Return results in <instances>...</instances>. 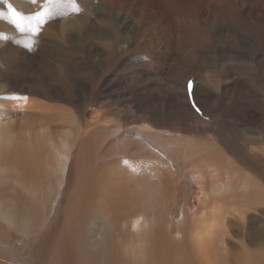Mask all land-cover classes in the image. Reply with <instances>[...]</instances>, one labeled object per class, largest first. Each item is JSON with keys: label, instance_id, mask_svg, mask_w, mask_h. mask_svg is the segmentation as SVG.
Returning a JSON list of instances; mask_svg holds the SVG:
<instances>
[{"label": "bare ground", "instance_id": "obj_1", "mask_svg": "<svg viewBox=\"0 0 264 264\" xmlns=\"http://www.w3.org/2000/svg\"><path fill=\"white\" fill-rule=\"evenodd\" d=\"M6 1L22 15L45 3ZM108 1L111 8L84 2L86 26L93 27L84 63H70L81 40L69 18L73 0L64 14L48 17H66L51 31L41 27L32 36L0 26V61L26 46L16 61L0 62V264H264V8L254 10L253 0H194L188 19L200 24L179 23L181 33L171 39L148 11L133 8L135 0ZM137 1L147 8V0ZM203 16L214 32L231 28L233 68L245 72L233 78L223 63L226 85L198 80L192 94H199L204 120L185 93L178 109L141 103L148 116L140 121L133 109L122 113V123L106 122L96 107L84 111V96L92 102L105 90L96 74L118 65L105 64L104 54L123 50L136 31L120 33L129 18L149 23L167 54L165 45L177 41L182 53L168 86L185 91L184 69L211 45ZM243 36L249 51L235 52ZM76 68L88 73L82 92L67 83Z\"/></svg>", "mask_w": 264, "mask_h": 264}, {"label": "rangeland", "instance_id": "obj_2", "mask_svg": "<svg viewBox=\"0 0 264 264\" xmlns=\"http://www.w3.org/2000/svg\"><path fill=\"white\" fill-rule=\"evenodd\" d=\"M73 1H74V6H75L76 10L72 9V11L69 13V18L72 21V28H73L75 34L78 35L81 40H78L74 44L75 50H74L73 55L70 59L71 60L70 63L78 64L80 62L84 63L88 60L89 54L86 53V49L89 48L90 42L88 41L86 34H88V32H90L93 29V27L91 29V27L90 26L87 27L86 23H85V21H86V15H85L86 5L84 4L85 0H73ZM96 1H98L97 4L98 3L101 5L107 4L108 5L107 7L111 8V6H109L110 2L108 0H106V1L96 0ZM214 3H215V1H211L208 5H214ZM124 4H127V3H124ZM246 4H247V2L244 3V5H246ZM248 4H249V6L254 8V10L255 9L258 10V7L264 8V0H253ZM195 5H196V1H194V0H147L146 1V7L147 8H142V3L135 0V2L133 4V8H136L137 9L136 11H139V10H142L144 12H145V10L148 11L147 14L150 13L149 17L155 19L158 22V24L161 27V31L163 33H165L166 35H168L169 37L171 36L170 37L171 39H175V38H177L176 35H180V33H181V31L179 30L181 27L179 25V23L183 22V26H184V24L188 26V23L191 24L192 22L194 24H200L201 19L197 20L196 18H192V17L190 19H188V16L193 13ZM32 7H35V5H32L29 8H32ZM10 8L13 9L11 6H8L6 0L4 2H0V17L4 18V23L1 24L0 26H2V25L8 26V27H10V32H17L18 30L10 22V11H9ZM242 9H246V8H242ZM202 10H204L203 11L204 13L207 12L206 9L204 8V6H203ZM113 11L119 13L120 17H124V15H125L123 11L121 13L120 12L121 10L120 11L118 10L117 6H114ZM34 12H35V10L28 9L26 14L30 16V15H33ZM263 13H264V10H263ZM207 14H209V13L207 12ZM134 15L137 16L136 13H134ZM202 18L204 19L203 22L206 24V26H209V27H205L204 24L202 23V26H203L202 30L205 33L206 38L209 39V43L211 45L207 46L206 48H205V46H203L202 53L197 54L195 56L193 64L191 63V65H190V63H189L187 68L184 69L185 71L188 72V77L186 78V82H185V91L184 90H183V92L171 91V89H169V86H168V84L173 80V78H174L173 76H175L177 74V73H173V71H172L173 70L172 63L177 58V56L180 53H182V48L178 47V45L176 44L177 41L176 42H168L167 45H165V47L170 50L169 53L167 54L163 45L160 44V41L157 39V37L159 35L157 37H155L156 34L153 31L154 28H152L151 26L148 27L149 23L139 22V20L135 19V18L133 21L132 20L133 18L132 19L129 18L126 20V22L124 24L128 27L126 28V26H124L123 28H126V30L122 29L120 31V33H122V35L128 34L129 33L128 31L132 27H136V31H134L132 35L131 34L129 35L130 40H129L128 44H126V46H123V47H125L123 50H121L119 52H115V53L112 50H107L106 53L104 54L103 60H104L105 64H109V65L110 64H114V65L118 64V65L116 68H114L111 71H101V72H98V74H96V78L98 80H102V84L105 85L104 86L105 90H104V92H101L100 94L97 95L96 100L94 99L95 101L94 100L92 102L90 101L91 103L88 102L87 100H85L86 96H84V101L82 103L83 107H84V111L85 110L86 111L95 110L97 108L96 110L101 111L103 113V118H105L104 120L106 122H109V123L113 122L114 119L116 120V121L114 120V122L122 123V122H124L121 120V119H123L122 113L127 112V113L131 114L133 112V114L135 113L134 118L136 120L140 121V120H142L141 119L142 117L148 116V115H145L144 113H142L140 111V109L141 110L145 109L141 103L145 104V107H147V108L148 107L150 108V106H152V108H154L155 110L157 109L156 111H160L159 107H161V105H165L166 107H164V108H166L167 111L171 108H177L178 109V108H181L184 106L181 102L180 96H182L185 93V95L187 96L188 106L190 107L192 112L195 115L197 114V116L199 118L202 117L201 120H204L205 118L203 116L202 110L200 109V107L198 105H196V100L199 99V94L197 92V97L195 94L194 95L192 94L193 93V87L196 84H198V80H203V81H208V82L209 81L210 82L211 81H220L222 84L226 85L225 81L227 79H225V78L227 76H226L225 71H227L228 69L224 68L223 63H225L226 66L229 65L233 69V71H234L232 74L233 78H239V76H237V74H240V73L244 74L245 72H241L239 69L233 68L234 64H233L232 60H234L235 56L233 55L232 51H230V49L228 50V45H227V44H230L228 42V40H230V38H231V36L229 34V31L231 30V28H229L230 29L229 30L227 27L219 26L216 28V32H214L215 30H214V28L210 27V23L212 25H214V24L211 21L209 22V20H208V19H212L213 17L211 15H207L208 19L205 16H203ZM65 19H66V17H60L55 22V21H52L50 18H48L46 20V23L42 26L43 31L53 30L55 28L53 26L54 23L58 27L61 26L66 21ZM249 19H250V17H249ZM46 29H48V30H46ZM96 29H98V28L96 27ZM187 32L188 31H184L183 35ZM203 32L201 31L202 34H204ZM248 33L249 32L247 29L243 31L244 35H249ZM208 36H209V38H208ZM226 36H228V38H226ZM184 37L189 39V36L184 35ZM217 37L219 39H217ZM258 39L260 41V38H258ZM200 40L201 39H199V41ZM189 41H191V40H188V42ZM197 43L199 44V42H197ZM248 43L251 45V42L246 39V36H243V38H240L239 43H238L240 45L239 46L237 45V47L235 48V52L241 51V53H246L247 51H249ZM94 45L97 46V43H95ZM252 47H253L254 52H255V47L254 46H252ZM24 50L26 51V46H20V45L16 46L14 51L10 52L9 54H6L5 57L2 58L3 60L0 62L6 63V61L7 62L16 61L17 60L16 53L20 52L21 54H23V52H25ZM83 51H85V54L83 53ZM108 52H110L111 54H114V55H111ZM195 53H198V51H195ZM120 54H121V56H120ZM11 55H12V57H10ZM184 55L186 56L185 58H187L189 60L191 54L188 55V53H186ZM256 55L258 57V60H261L262 52L258 51L256 53ZM225 56L228 60L225 58ZM105 59H106V61H105ZM87 74L88 73L86 71H84L83 69L76 68L72 72V76L70 77V81L67 82L68 85L73 86V84H75L76 88L80 92H82V88L84 86V84H83L84 83V76H87ZM209 77H210V80L206 79ZM71 81H72V84H70ZM136 81H138L139 83ZM189 81L193 82L191 96H189V92H188ZM122 82H124V83H122ZM134 84L135 85L137 84V85L135 86ZM199 84H201V82H199ZM126 89H129V90H126ZM114 91H115V93H114ZM170 91H171V93H170ZM166 92H167V95H166ZM199 92H200V90H199ZM253 92L254 93L251 92V94L255 95L256 91H253ZM11 93H13V92H11ZM14 93L18 94L16 92H14ZM252 95L250 97H252ZM19 96H21V94ZM24 96H25V98H27L29 100L31 99V96H29V95H24ZM141 97H143V99H140ZM137 100L139 101V103ZM131 101H134V103ZM193 101L195 102L196 107H198L200 109L199 112H197L195 110V108L193 107ZM44 102L51 104V102H49V101H44ZM100 104H102L103 106ZM181 104L183 106H181ZM51 105L61 106L62 104L55 102ZM101 106H102V108H101ZM108 107L109 108L111 107V108L109 109ZM132 109H133V111H132ZM96 110H95V112H96ZM111 110H112V112H111ZM113 111H114V113H113ZM110 113H112V114H110ZM237 113H239V112L237 110H235V114H237ZM104 116H106V117H104ZM120 117H121V119H120ZM110 119H111V121H110ZM131 121L133 122V119L129 118L128 122H131Z\"/></svg>", "mask_w": 264, "mask_h": 264}, {"label": "snow or ice", "instance_id": "obj_3", "mask_svg": "<svg viewBox=\"0 0 264 264\" xmlns=\"http://www.w3.org/2000/svg\"><path fill=\"white\" fill-rule=\"evenodd\" d=\"M35 2L36 0H33V3ZM70 3L71 0H45L42 10L30 16L22 15L15 9L10 8L9 9L10 22L12 25L15 26V28L20 33H30L32 36H36L39 34L41 27L46 23L48 17H50L53 14H61V15L64 14L62 10L66 8V6ZM73 10H76L74 5H73ZM27 43L28 46L31 47L32 41L29 40ZM192 85L193 82L189 81L188 83L189 96H191L192 93ZM193 107L197 112L200 111V109L196 107L194 101H193Z\"/></svg>", "mask_w": 264, "mask_h": 264}]
</instances>
